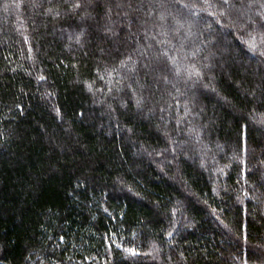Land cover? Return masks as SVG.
Returning <instances> with one entry per match:
<instances>
[{"label":"trees","instance_id":"obj_1","mask_svg":"<svg viewBox=\"0 0 264 264\" xmlns=\"http://www.w3.org/2000/svg\"><path fill=\"white\" fill-rule=\"evenodd\" d=\"M0 264H264V0H0Z\"/></svg>","mask_w":264,"mask_h":264},{"label":"rangeland","instance_id":"obj_2","mask_svg":"<svg viewBox=\"0 0 264 264\" xmlns=\"http://www.w3.org/2000/svg\"><path fill=\"white\" fill-rule=\"evenodd\" d=\"M132 29H133V30H135V27H134V25H132ZM144 43H145V41H144Z\"/></svg>","mask_w":264,"mask_h":264}]
</instances>
